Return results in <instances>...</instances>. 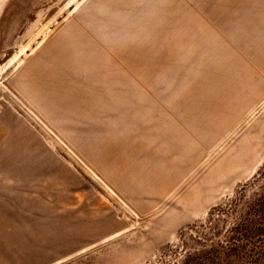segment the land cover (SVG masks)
I'll use <instances>...</instances> for the list:
<instances>
[{
  "label": "rangeland",
  "instance_id": "rangeland-1",
  "mask_svg": "<svg viewBox=\"0 0 264 264\" xmlns=\"http://www.w3.org/2000/svg\"><path fill=\"white\" fill-rule=\"evenodd\" d=\"M0 264H264V0H0Z\"/></svg>",
  "mask_w": 264,
  "mask_h": 264
}]
</instances>
